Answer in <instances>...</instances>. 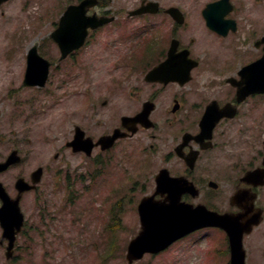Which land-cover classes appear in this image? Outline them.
<instances>
[{
  "label": "rangeland",
  "instance_id": "obj_1",
  "mask_svg": "<svg viewBox=\"0 0 264 264\" xmlns=\"http://www.w3.org/2000/svg\"><path fill=\"white\" fill-rule=\"evenodd\" d=\"M72 1L11 0L0 9V156L17 148L25 158L19 169L7 173L4 178L11 183L17 173L44 167L41 190L50 211L46 228L40 227V233L32 239L24 235L19 239L15 264H128V244L140 231L137 207L141 199L154 190L151 179L160 166L149 149L140 155L131 141L122 142L114 155L102 162L72 153L66 144L73 138L74 125L87 126L92 133L101 134L107 129V124L103 123L104 114L83 121L79 116L83 117L88 111L83 109L84 99L78 97L59 106L53 96V76L43 91L23 86L27 53L33 45H38L46 58L54 60L55 47L50 34L60 14ZM154 1L161 2L164 9L177 5L186 11L192 19L188 26L177 29L176 36L182 43H209V55H230V50L225 53L223 48L217 54L216 44L241 46L255 43L264 35V0H231L234 11L229 17L238 22V31L225 39L207 30L206 25L202 32L201 22L195 18V14L200 15L207 3L214 0ZM141 2L111 0L108 10L120 17V11L134 9ZM160 23L171 26L165 20ZM121 24L120 21L107 27L112 39H117ZM149 25L150 22L141 20L136 28L147 29ZM103 33L93 37L90 43L103 39ZM144 36L156 37V31L139 33L140 39ZM159 39L171 38L163 31ZM137 137L141 142L144 135ZM237 151L239 158L234 160L229 147L221 144L218 166L215 169L205 167L198 177L199 181L218 183L217 199L211 202L216 200L212 206L220 211L231 210L229 199L234 179L242 175L235 164H245L252 155L239 144ZM58 153L59 159H55ZM204 198L211 200L207 195ZM27 210L31 218L30 205ZM244 244L250 258L248 264H264V222L245 238ZM228 251L225 234L209 229L188 237L160 256L145 257L138 264H229ZM5 262V252L0 249V264Z\"/></svg>",
  "mask_w": 264,
  "mask_h": 264
},
{
  "label": "flooded vegetation",
  "instance_id": "obj_2",
  "mask_svg": "<svg viewBox=\"0 0 264 264\" xmlns=\"http://www.w3.org/2000/svg\"><path fill=\"white\" fill-rule=\"evenodd\" d=\"M102 14H106V12ZM104 36L108 37L106 33ZM102 43L103 55L101 61L107 67L109 78L103 90L105 95L103 106H111L119 112H140L146 103L154 105L153 112L165 117L167 128L160 129L157 134H151L150 138L153 141L151 148L159 150L164 147L167 150L168 167L173 172L177 169L175 175L191 176V179L196 183L198 162L204 158V154L212 153L213 157L208 158V160L217 161L219 154L216 150L220 145L221 136L229 138L231 147L234 146V143H240L242 139L250 145L251 149H256V145H258L259 150H255L258 155H255L251 162L253 168L258 160L264 158V93L252 94L244 102L238 103L236 99L237 84H229L227 83L228 78L225 79V76L228 75V77L235 79V83L240 82L239 72L245 66L263 57L264 43H245L243 49L232 46L228 62L225 61L227 57L224 56L220 58L203 54L193 56L192 54H196L198 51L190 50L189 48L194 47L180 43L177 53L189 49L191 52L190 58L198 63L197 67L191 71L190 80L186 83L182 82L186 75L182 73L179 57L171 65L170 71L164 72L162 75L163 78L177 77L176 82L164 83L147 80L150 72L167 59L171 43H138L134 40L118 41L110 39H105ZM56 49L58 58L54 65V85L58 93H61L62 89H65L64 87L68 85V81L70 84V77L77 74L75 61L84 60V58L82 54L74 52L64 61H60V50L57 45ZM253 84L260 85L262 81H256ZM87 90H93L91 81L88 82ZM213 101H217L220 106L226 103L235 106V118L224 119L217 125L210 142L211 149L200 152L195 169L190 171L176 151L180 148L179 146L184 139H188V144L183 150L184 154H188L192 150H200V144L196 138L200 133V121L206 108ZM222 128L227 129L221 133ZM141 131L145 132V130ZM241 134H243V137ZM188 135L191 137H188ZM204 143L207 144L208 141ZM10 152L0 156V162L5 161ZM254 159H257V161L255 162ZM23 163L22 159L18 167L22 166ZM18 167L14 166L12 169H18ZM6 173L0 175V177ZM31 174L26 170L17 173L15 178L29 180ZM253 191L258 194L259 199H264L263 188H253ZM22 209L25 214L27 208L23 206ZM37 223L39 224V221ZM37 228V224L32 223L30 226L32 230Z\"/></svg>",
  "mask_w": 264,
  "mask_h": 264
},
{
  "label": "water",
  "instance_id": "obj_3",
  "mask_svg": "<svg viewBox=\"0 0 264 264\" xmlns=\"http://www.w3.org/2000/svg\"><path fill=\"white\" fill-rule=\"evenodd\" d=\"M8 0H0V6L2 3ZM97 0H85L79 6L70 7L66 16L61 23V28L53 37L61 42L62 48L65 54L66 43H71V48L68 50H73L78 48L85 42L88 36V30L96 29L99 26L107 24L112 21L108 18H97L96 16L88 17L86 13L88 8L93 7L97 4ZM159 10V6L156 3H149L148 6L139 12H152L156 13ZM233 10V6L230 4V0H222L217 3L208 5L204 11V17L207 20L208 26L214 31L218 32L223 36H227L229 31H236V22L234 20H226L225 17ZM176 18L178 17V12L174 9L169 11ZM264 41V39H263ZM69 48V47H68ZM50 64L42 59L38 55L37 47H34L28 57V70L26 74L25 85H43L48 77ZM83 136L80 130H77L76 142L70 143L69 146H73L74 150L78 149V145L82 142ZM119 135H116L111 139L108 144L109 147L112 146L114 140ZM124 136V135H120ZM91 148L82 147L84 150H88V154L91 153ZM13 161L16 160L14 156L11 157ZM10 159V160H11ZM11 162V161H10ZM7 167V166H6ZM42 176V170H38L33 174L34 182H38ZM262 176L259 171L247 174L245 180L250 177ZM20 186H25L23 181H20ZM161 185L165 188L166 192L169 194L168 202H154V198H145L140 207V217L142 222V232L137 239L132 241L129 247L128 259L130 263L134 260L141 259L145 253H159L169 247L174 241L185 237L186 235L194 232L195 230L208 227L216 226L225 229L230 238L231 245V264H245L246 262V252L243 248V238L245 233H250L254 225H259L261 222V215L258 214L254 219L247 222V224H242L240 222V217H234L233 215H225L223 217L216 213L209 212L204 206H198L194 208L190 204L183 203L182 196L188 190L193 189L187 188L182 185L180 180L171 182L168 181L167 185L161 182ZM213 187H217L212 184ZM1 194V192H0ZM2 198L4 201V206L0 210V221L5 229L4 238H8L10 241V246L8 248V258L12 256V249L14 246L16 233L19 232L22 216L17 204H12L9 198L5 195L3 190ZM17 226V231L14 227ZM3 244V241H0Z\"/></svg>",
  "mask_w": 264,
  "mask_h": 264
}]
</instances>
